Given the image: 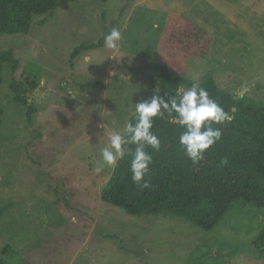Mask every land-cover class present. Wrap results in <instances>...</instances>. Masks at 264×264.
<instances>
[{"label":"rangeland","instance_id":"1","mask_svg":"<svg viewBox=\"0 0 264 264\" xmlns=\"http://www.w3.org/2000/svg\"><path fill=\"white\" fill-rule=\"evenodd\" d=\"M180 19L209 31L207 54H161ZM112 28L122 35L116 49L104 44ZM99 41L70 63L76 45ZM0 49L17 60L3 64L0 84V263L264 264L250 248L264 208L236 202L210 231L127 215L100 199L112 168L94 171L135 104L160 94L159 67L195 85L210 74L220 90L264 101V0H58L27 33L0 35ZM36 71L26 104L15 102L10 83ZM93 80L101 84L82 86Z\"/></svg>","mask_w":264,"mask_h":264},{"label":"trees","instance_id":"2","mask_svg":"<svg viewBox=\"0 0 264 264\" xmlns=\"http://www.w3.org/2000/svg\"><path fill=\"white\" fill-rule=\"evenodd\" d=\"M57 1L0 0V35L27 33L32 17L51 15ZM211 41L205 27L193 20L180 19L167 26L161 54L173 59L202 56L208 53ZM101 45L102 41L76 45L71 51L70 63L81 52ZM5 63L15 68L17 60L10 50L0 49V84ZM179 71L159 67L155 80L160 89L159 96L167 99L177 95L178 98L181 86H193L178 75ZM38 75L39 71L32 72L23 82L10 83L16 91L15 102L26 104L25 94L36 88ZM100 84L93 80L82 86L90 88ZM196 86L205 88L210 98L233 117L229 123L212 125L221 129V139L204 153L201 161L193 163L179 143L185 129L167 112L163 117H154L151 130L160 138L161 144L159 151L151 147L145 149L152 155L150 171L145 177L151 187L141 190L133 182L132 157L126 155L112 168L100 192L102 202L127 215L176 217L204 231L219 225L236 202L264 208V101L247 96L235 98L220 90L210 74H204ZM137 119L135 112L128 123L135 124ZM127 147L134 150L135 145ZM7 207V204L0 206V215ZM250 248L264 260V228L252 240Z\"/></svg>","mask_w":264,"mask_h":264},{"label":"clouds","instance_id":"3","mask_svg":"<svg viewBox=\"0 0 264 264\" xmlns=\"http://www.w3.org/2000/svg\"><path fill=\"white\" fill-rule=\"evenodd\" d=\"M121 39V31L112 28L104 36V44L109 49H116ZM135 111L138 116L135 124L130 122L123 131L116 130L109 135V143L100 149L101 161L94 171L99 174L105 166L114 168L118 160L130 155L132 180L141 190L151 187L145 177L150 171L152 155L145 149L151 147L159 151L161 144L160 138L151 130L154 117H163L167 112L185 129L179 143L193 163L201 161L204 153L221 139V129L212 125L229 123L233 118L210 98L205 88L195 84L178 94V98L177 95L167 99L153 95L150 99L137 102ZM130 144L135 145L134 150L127 147Z\"/></svg>","mask_w":264,"mask_h":264},{"label":"water","instance_id":"4","mask_svg":"<svg viewBox=\"0 0 264 264\" xmlns=\"http://www.w3.org/2000/svg\"><path fill=\"white\" fill-rule=\"evenodd\" d=\"M241 95L235 96V98L240 97ZM232 111H235V108H232Z\"/></svg>","mask_w":264,"mask_h":264}]
</instances>
